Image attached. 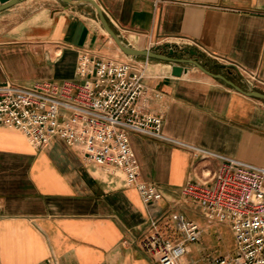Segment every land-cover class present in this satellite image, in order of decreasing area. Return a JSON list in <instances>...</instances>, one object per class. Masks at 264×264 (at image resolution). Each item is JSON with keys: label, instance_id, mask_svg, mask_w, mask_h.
<instances>
[{"label": "crops", "instance_id": "obj_1", "mask_svg": "<svg viewBox=\"0 0 264 264\" xmlns=\"http://www.w3.org/2000/svg\"><path fill=\"white\" fill-rule=\"evenodd\" d=\"M95 1L124 46L163 55L171 47L175 58L197 59L212 75L264 94V0ZM82 51L143 72L139 106L163 118L167 137L264 168V99L192 64L174 76L172 63L122 54L87 3L23 0L0 12V85L76 79ZM128 135L138 179L158 188L159 202L144 205L120 172L89 163L59 139L40 148L16 129L0 128L1 264H42L49 256L59 264H159L141 247L151 218L173 240L177 214L202 227L192 216H203L201 210L180 190L205 172L207 162L148 136ZM208 226L180 264L215 258L204 253Z\"/></svg>", "mask_w": 264, "mask_h": 264}, {"label": "built area", "instance_id": "obj_2", "mask_svg": "<svg viewBox=\"0 0 264 264\" xmlns=\"http://www.w3.org/2000/svg\"><path fill=\"white\" fill-rule=\"evenodd\" d=\"M78 59L76 79L0 85V128L16 129L35 147L59 139L79 149L89 163L120 172L124 185L135 188L144 205L159 202L163 194L138 179L129 132L188 151L208 166L199 177H190L180 193L207 222L226 224L234 241L231 256L212 258L208 264H264V168L167 137L161 132L163 118L141 110L144 74L129 62L87 51ZM212 163L214 168H208ZM174 223L176 240L160 231L157 220H149L151 234L141 247L159 264H180L187 247L201 240L197 223L182 214ZM42 264L59 262L49 256Z\"/></svg>", "mask_w": 264, "mask_h": 264}, {"label": "water", "instance_id": "obj_3", "mask_svg": "<svg viewBox=\"0 0 264 264\" xmlns=\"http://www.w3.org/2000/svg\"><path fill=\"white\" fill-rule=\"evenodd\" d=\"M20 1H23V0H0V12H2V10H4V9H7L9 7L16 5ZM61 1L62 2L64 1L65 3H68V4L87 3L92 8H94L95 12L98 15V19H99V22H100L102 28H104L107 35L110 36L112 41L115 42V44L117 45L119 51L124 55L134 56V57L142 56V57L151 58V59H155V60L158 59L161 61L168 62L170 64L172 63L171 71H172V75H174V76H181V74L183 73V66L182 65H186V64H192V65L196 66L199 70L205 72L206 74L212 75L208 70H206L202 65H200L198 63L197 59H178V58H175V56H174L175 51L171 47L169 48V51L166 53V55H163V54L158 53L157 50H155V51L140 50L139 51V50L131 49V48L127 47L126 45L124 46L122 44V42L119 41L117 35L114 33L112 28L108 25L107 20L104 16L103 12L101 11L99 5L97 4V2L95 0H61ZM190 55H193V57L196 58L195 57L196 55L193 51H190ZM212 76H214V75H212ZM214 77L223 80L228 85H230L231 87H234L235 89H237L239 92L243 93L246 96L254 97L257 99H261V100L264 99V94H261V93L256 92V91L245 92L242 89H240L238 86H236L235 84L230 83L229 81L225 80L220 75H217Z\"/></svg>", "mask_w": 264, "mask_h": 264}, {"label": "rangeland", "instance_id": "obj_4", "mask_svg": "<svg viewBox=\"0 0 264 264\" xmlns=\"http://www.w3.org/2000/svg\"><path fill=\"white\" fill-rule=\"evenodd\" d=\"M111 39V38H110ZM113 42V41H112ZM193 218L201 222L202 229L207 222L203 216L198 213H194ZM202 240L204 253L206 258L217 257V256H231L233 252V238L226 224L210 223L206 231H203Z\"/></svg>", "mask_w": 264, "mask_h": 264}]
</instances>
